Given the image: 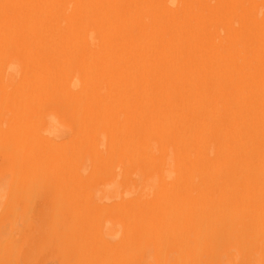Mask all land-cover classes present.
<instances>
[{
    "label": "bare ground",
    "instance_id": "6f19581e",
    "mask_svg": "<svg viewBox=\"0 0 264 264\" xmlns=\"http://www.w3.org/2000/svg\"><path fill=\"white\" fill-rule=\"evenodd\" d=\"M0 264H264V0H0Z\"/></svg>",
    "mask_w": 264,
    "mask_h": 264
}]
</instances>
